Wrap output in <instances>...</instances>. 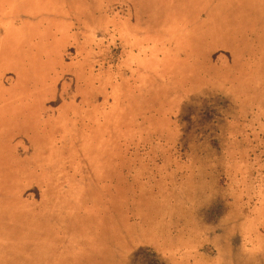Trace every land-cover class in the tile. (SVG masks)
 I'll list each match as a JSON object with an SVG mask.
<instances>
[{
  "label": "rangeland",
  "instance_id": "374dc122",
  "mask_svg": "<svg viewBox=\"0 0 264 264\" xmlns=\"http://www.w3.org/2000/svg\"><path fill=\"white\" fill-rule=\"evenodd\" d=\"M0 168L14 264H264V0H0Z\"/></svg>",
  "mask_w": 264,
  "mask_h": 264
},
{
  "label": "bare ground",
  "instance_id": "6f19581e",
  "mask_svg": "<svg viewBox=\"0 0 264 264\" xmlns=\"http://www.w3.org/2000/svg\"><path fill=\"white\" fill-rule=\"evenodd\" d=\"M5 170H4V174H5V172H7V173H14V171H10V169H9V165L8 166H5V168H4ZM0 170H1V168H0ZM3 178V177H2ZM2 178H1V176H0V179L2 180ZM1 188H3V187H1ZM0 188V189H1ZM61 254L59 253V251L56 249V250H54L53 251V259H52V263L53 264H65V262H66V260L63 258V256H61ZM56 257L59 259L58 261L56 260ZM60 257V258H59ZM10 259V260H9ZM12 258H11V255H10V253H7V251H5V250H1L0 249V263H2V264H14L13 262H12V260H11Z\"/></svg>",
  "mask_w": 264,
  "mask_h": 264
}]
</instances>
